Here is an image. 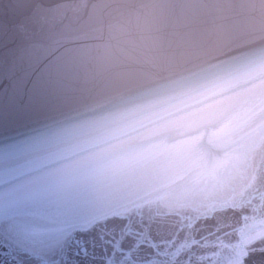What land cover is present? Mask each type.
Listing matches in <instances>:
<instances>
[{
	"label": "water",
	"instance_id": "water-1",
	"mask_svg": "<svg viewBox=\"0 0 264 264\" xmlns=\"http://www.w3.org/2000/svg\"><path fill=\"white\" fill-rule=\"evenodd\" d=\"M187 3L195 17L168 21L181 48L238 43L254 64L264 63V33L240 6ZM67 4L70 0H0V221H14L18 207L42 199L70 200L82 213L68 230L22 223L31 241L24 249L27 264H264L258 231L264 217L254 211L264 207V195L245 188L227 205L191 209L174 196L170 185L179 176L153 169V162L190 152L200 136L169 144L157 139L161 122L185 130L197 125L186 117L171 119L184 104L136 91L115 69V57L100 46L109 23L104 10L85 27L84 17L61 7ZM189 22L197 25L195 32H185ZM237 83L224 76L199 94L204 122L223 116L233 100L226 93ZM29 97L38 102L29 103ZM254 114L250 106L233 119L244 127ZM230 124L213 130L209 142H228ZM259 147L255 129H249L246 152L226 153L213 169L238 165ZM99 154L116 155L111 173L74 163ZM224 207L228 222L240 224L236 231L226 227L203 239L187 227L166 226L173 217L185 226L196 216L204 221L223 214ZM247 216L252 220L245 224ZM254 233L256 240L250 239Z\"/></svg>",
	"mask_w": 264,
	"mask_h": 264
},
{
	"label": "clouds",
	"instance_id": "clouds-1",
	"mask_svg": "<svg viewBox=\"0 0 264 264\" xmlns=\"http://www.w3.org/2000/svg\"><path fill=\"white\" fill-rule=\"evenodd\" d=\"M213 2L240 6L264 33V0ZM61 7L84 17L81 25L85 27L94 14L104 10L109 23L100 46L115 57V69L128 77V83L136 91L184 104L171 119L186 117L197 125L185 130L178 124L161 122L164 126L157 139H165L169 144L185 136H200L199 143L190 152L153 162V169L164 167L169 175L179 176L170 185L174 196L183 198L191 209L204 208L211 203L227 205L234 202L233 197L245 188L264 195V63L254 64L251 55L238 43L212 41L193 50L181 48L176 40V28L168 21L177 15L195 17L196 10L187 0H70V4ZM183 28L185 32H195L197 25L189 22ZM86 39L99 41L100 37ZM224 76L238 81L226 93L233 95V100L224 109L223 116L204 122L203 105L197 98ZM250 106L255 114L250 123L241 127L239 119L233 117H238ZM226 121H231L228 142L223 146L210 143V133ZM249 129H255L260 147L238 165L229 163L224 168L213 169L214 163L226 153L246 152ZM115 159V154H99L78 157L74 163L82 167L104 168L111 173L110 165ZM228 211L224 207L223 214L208 216L204 221L196 216L187 226L182 219L173 217L167 220L166 226L170 230L187 227L189 234L211 239L217 230L231 227L236 231L240 227L239 223L228 222ZM254 211L264 217V207ZM186 214L191 215V210ZM251 220L252 217L247 216L244 223ZM258 231L262 245L259 250H264V226ZM250 239H258L257 234H252Z\"/></svg>",
	"mask_w": 264,
	"mask_h": 264
},
{
	"label": "snow or ice",
	"instance_id": "snow-or-ice-1",
	"mask_svg": "<svg viewBox=\"0 0 264 264\" xmlns=\"http://www.w3.org/2000/svg\"><path fill=\"white\" fill-rule=\"evenodd\" d=\"M36 102L29 97V103ZM17 150L23 151L22 148ZM14 215V221H0V249H3L0 264H27L24 249L31 241L26 238L22 223L49 230H68L79 222L82 213L70 200L42 199L33 205L18 207Z\"/></svg>",
	"mask_w": 264,
	"mask_h": 264
}]
</instances>
